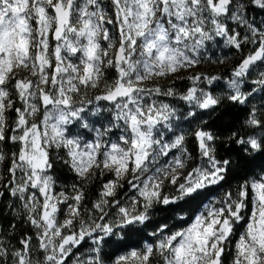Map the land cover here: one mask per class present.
<instances>
[{"label":"snow or ice","instance_id":"6c2138e0","mask_svg":"<svg viewBox=\"0 0 264 264\" xmlns=\"http://www.w3.org/2000/svg\"><path fill=\"white\" fill-rule=\"evenodd\" d=\"M0 264H264V0H0Z\"/></svg>","mask_w":264,"mask_h":264},{"label":"trees","instance_id":"16d2710c","mask_svg":"<svg viewBox=\"0 0 264 264\" xmlns=\"http://www.w3.org/2000/svg\"><path fill=\"white\" fill-rule=\"evenodd\" d=\"M238 59V56L237 57H231L229 58L224 65H212V66H201L200 69H197V70H207V71H213V72H217V71H224L226 69H229L230 70V65L233 64L235 62V60ZM178 83V86L181 82H177ZM59 171V169H58ZM62 175H65L67 176L68 174L66 172H62L61 173Z\"/></svg>","mask_w":264,"mask_h":264}]
</instances>
